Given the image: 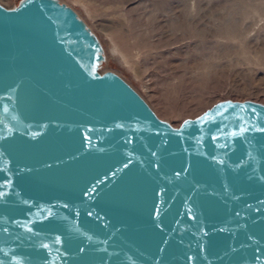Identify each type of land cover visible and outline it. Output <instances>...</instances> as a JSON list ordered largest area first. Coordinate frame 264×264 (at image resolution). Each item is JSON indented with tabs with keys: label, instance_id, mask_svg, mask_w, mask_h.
I'll return each instance as SVG.
<instances>
[{
	"label": "water",
	"instance_id": "1",
	"mask_svg": "<svg viewBox=\"0 0 264 264\" xmlns=\"http://www.w3.org/2000/svg\"><path fill=\"white\" fill-rule=\"evenodd\" d=\"M59 0L0 4V264H264V103L161 119Z\"/></svg>",
	"mask_w": 264,
	"mask_h": 264
},
{
	"label": "rangeland",
	"instance_id": "2",
	"mask_svg": "<svg viewBox=\"0 0 264 264\" xmlns=\"http://www.w3.org/2000/svg\"><path fill=\"white\" fill-rule=\"evenodd\" d=\"M21 0H0L6 8ZM173 126L224 100L264 103V0H59Z\"/></svg>",
	"mask_w": 264,
	"mask_h": 264
}]
</instances>
